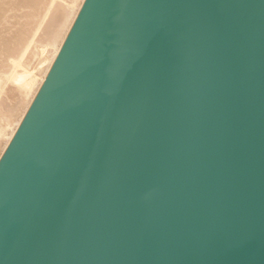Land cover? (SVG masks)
I'll return each instance as SVG.
<instances>
[{
	"label": "water",
	"instance_id": "water-1",
	"mask_svg": "<svg viewBox=\"0 0 264 264\" xmlns=\"http://www.w3.org/2000/svg\"><path fill=\"white\" fill-rule=\"evenodd\" d=\"M0 264H264V0H84L0 159Z\"/></svg>",
	"mask_w": 264,
	"mask_h": 264
},
{
	"label": "bare ground",
	"instance_id": "bare-ground-1",
	"mask_svg": "<svg viewBox=\"0 0 264 264\" xmlns=\"http://www.w3.org/2000/svg\"><path fill=\"white\" fill-rule=\"evenodd\" d=\"M84 0H0V159Z\"/></svg>",
	"mask_w": 264,
	"mask_h": 264
}]
</instances>
